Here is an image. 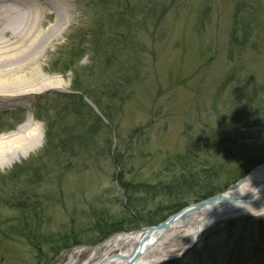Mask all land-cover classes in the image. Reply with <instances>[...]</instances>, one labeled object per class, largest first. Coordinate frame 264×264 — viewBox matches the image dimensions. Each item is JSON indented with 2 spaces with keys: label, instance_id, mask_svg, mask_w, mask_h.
Listing matches in <instances>:
<instances>
[{
  "label": "rangeland",
  "instance_id": "374dc122",
  "mask_svg": "<svg viewBox=\"0 0 264 264\" xmlns=\"http://www.w3.org/2000/svg\"><path fill=\"white\" fill-rule=\"evenodd\" d=\"M93 1L68 0L73 25L19 73L33 93L0 103V135L30 117L43 136L27 158L0 168V264H57L147 228L141 217L123 219L131 203L165 222L173 216L169 189L162 194L156 184L173 185L181 173L198 178L208 160L214 169L259 162L250 172L264 164V0H114L103 10ZM118 18L122 43L107 29ZM97 22L99 42L109 45L102 54L106 47L87 44ZM54 23L47 18L42 32ZM31 70L38 81L27 77ZM72 93L80 104L69 101ZM95 224L121 231L99 241ZM72 232L70 247L55 254L59 242L48 243ZM163 243L164 259L151 264H264V214L213 224L185 254L184 240Z\"/></svg>",
  "mask_w": 264,
  "mask_h": 264
},
{
  "label": "bare ground",
  "instance_id": "6f19581e",
  "mask_svg": "<svg viewBox=\"0 0 264 264\" xmlns=\"http://www.w3.org/2000/svg\"><path fill=\"white\" fill-rule=\"evenodd\" d=\"M21 2H31L32 8H22ZM33 2L0 0L1 104H13L15 100L33 93V85L19 73L27 66L39 63L42 57L48 54L49 48L73 25V10L68 0H35L38 9ZM51 16L55 18L54 25L42 32L46 19ZM5 37L9 43L3 41ZM18 58L23 59L24 65L18 66L15 63ZM27 74L33 82L38 81L32 70ZM50 84L45 79L42 85ZM32 126L34 123L29 117L14 131L0 135V168L27 158L42 145V134H37L36 128ZM221 195L214 202L195 212L173 218L166 228L119 234L91 252L72 253L57 264L157 263L164 259L158 257V254L167 238L182 239L187 248L195 244L199 236L217 222L242 216H261L264 214V164Z\"/></svg>",
  "mask_w": 264,
  "mask_h": 264
},
{
  "label": "trees",
  "instance_id": "16d2710c",
  "mask_svg": "<svg viewBox=\"0 0 264 264\" xmlns=\"http://www.w3.org/2000/svg\"><path fill=\"white\" fill-rule=\"evenodd\" d=\"M100 0H94L93 1V5H95V4H98V2H99ZM114 0H101L100 1V4H102L103 3V6L101 7V9L102 8H107V9H109L110 7H111V5L109 4L110 2L112 3ZM98 7V6H97ZM98 9H100L99 7H98ZM103 10V9H102ZM115 13H123L124 12V10L123 9H117V8H115L114 10H113ZM102 13H104V11H102ZM106 17H105V19H107L108 18V14H106L105 15ZM118 17V16H117ZM114 18H116V17H114ZM123 18H118L117 20H116V27L117 28H115V26H113L114 24H111V22L110 21H108V24H107V29L108 30H110V31H112V37L114 38V42L116 43H122V42H126V40H127V38H126V34H127V32H125V30L126 29H124V19L122 20ZM126 19V18H125ZM109 22H110V24H109ZM100 26H101V24L99 25V22H97L96 23V28H94L93 29V31L91 32V34H89V39H91V41H87L88 43L87 44H89L90 46H91V48L94 50V49H96L98 46H103V47H106V48H104V49H102V50H100V53L102 54V52L104 51V50H106V49H109L108 47H109V45H106V44H103L102 42H99V40H104V38H103V27L101 26V28H100ZM113 26V27H112ZM121 29V30H119V29ZM115 35H117L119 38H121L122 39V41L120 40V39H118L117 38V36H115ZM115 45V44H114ZM96 55H98V53L96 54ZM74 57H76V56H74ZM79 60H80V57H79ZM75 84V81L73 82V85ZM72 92L73 93H80L79 92V86H73L72 87ZM72 93V96H67L68 97V99L70 98V100L69 101H74L75 99L74 98H78L79 96L78 95H75V94H73ZM80 98V97H79ZM77 100V99H76ZM82 100H83V98H82ZM82 100H81V98L80 99H78V101H79V104H80V102H82ZM94 101L96 102V98H94ZM96 104L99 106V102H96ZM231 162V166H229L228 165V167H224L223 166V164H221L222 166H220V168H216V169H214V172L212 173V175H209V176H207L206 177V181L204 180V182L206 183V182H209V183H215L214 185H216V184H218V186H217V188H215V189H213L212 190V193H209L208 195H206L205 197L204 196H202V197H199L198 199H196L197 200V202H199V201H201V200H203V199H205L207 196H211V195H215V194H218L223 188L221 187V186H223V183L225 184V182H227V183H234V182H236V181H238L239 179H241L244 175H246L247 174V172H249L250 171V169L252 168V167H255V166H257L258 165V163L259 162H254V163H252L249 167H247V168H245V166L243 165L242 167H237V166H233V165H235V163L233 162V161H230ZM226 164V163H225ZM224 176L225 178H224V182L223 183H220V181H219V179H218V177L219 176ZM198 181V180H197ZM200 182V181H199ZM199 182H195V183H193V185H195L196 184V186L194 187V188H196L197 186V188L198 189H200V184H199ZM220 183V184H219ZM122 186V188L124 187L123 185H121ZM124 189H125V192L127 193V194H129V192L127 191V189L124 187ZM198 189H193V190H191V191H195V190H198ZM184 189L183 188H181V189H178V191L177 190H175V189H173L172 190V192H174V194H178L179 196H180V194H181V192H183L184 193ZM126 194V195H127ZM170 194H172V193H168L167 195H169V197H170ZM173 195V194H172ZM179 196L177 197V198H179ZM173 197H175V195L173 196ZM172 199H170L169 201H167L168 202V205H170L173 209L172 210H169L168 211V213L169 214H173V213H175V212H177L178 210H180V209H182V208H184V207H186V205L187 204H181V205H179V204H177V202H172L171 201ZM137 207H138V205H136L135 203H131V204H129V206H128V208H131V209H133V213H128L127 214V216L126 217H124L123 219H128V221H131V219H133V218H137V217H141L140 218V220L139 221H141V222H145V225L144 226H146V227H148V226H154V225H157V224H159V223H161V222H163L164 220H165V217L164 218H162V220H152V214H148V215H143L142 216V214H143V212L141 213L140 211H138L137 212ZM137 213V214H136ZM167 213V214H168ZM151 215V216H150ZM148 216H150L149 218H147ZM143 217H144V219H148V220H144L143 219ZM120 220V219H119ZM117 222H112L111 224H116ZM105 225L104 224H95L94 225V228H95V233H96V235H98V236H100V238L98 239L99 241H101V240H103V239H105L107 236H109L110 234H112V233H115V232H120L121 231V228H118V229H115V230H112V231H103V227H104ZM76 239V236H75V233L74 232H72V233H69V234H66V235H64L61 239H59V240H51L48 244H54V242H59V245L57 246V250L54 252L55 254H58L59 253V251H61L62 249H67V248H69L70 247V245L71 244H67V243H72L74 240ZM75 245V244H74ZM35 248L38 250V255H39V257H41V246L40 245H35Z\"/></svg>",
  "mask_w": 264,
  "mask_h": 264
},
{
  "label": "flooded vegetation",
  "instance_id": "af4514ba",
  "mask_svg": "<svg viewBox=\"0 0 264 264\" xmlns=\"http://www.w3.org/2000/svg\"><path fill=\"white\" fill-rule=\"evenodd\" d=\"M207 162L209 163V160ZM207 162H205V164H203V166L206 169L205 168H203V169L200 168L202 173H200L198 178L197 177L195 178L194 176H192L193 178L190 181L187 180V178L181 179L182 178V176H181L182 173H181V174H179L180 175L179 180H175V183H173V185H171V183H169V184H162V183L161 184H156L157 185V189L161 190V192L163 194V192L166 189H169V193H171L170 190L175 189V190L178 191V189L183 188V189L187 190L186 192L184 191V193H188L189 194V195L187 194L188 198H185V200H179L178 198H174L173 197L174 195H175V197H178L179 195L178 194H174V192H172L173 195L170 194V197H169L170 199H172L171 201L172 202H177V204H179V205L188 204L190 202H196L197 201L196 199H198L199 197H202V196L205 197L206 195H208V193L204 194V193L201 192V191H203V187H205L206 189L210 187L208 185L211 184V183H209V182L205 183L204 180L206 181V177L209 176V175H212V173L214 172V167H213L214 165L211 164V163L207 164ZM197 180L200 181V185H199L200 189H198L197 188L198 186H197L196 187V189H198L197 191L196 190L195 191H191V190L194 189L193 187L196 186V184L193 185V183H195ZM182 194H183V192H181L180 195H182ZM165 195H167V194L165 193ZM191 195H193V196H191ZM126 200H133V197L132 198H127ZM152 200H155V199L152 198ZM167 201H169V200H167ZM172 209L173 208L170 207L168 210H172Z\"/></svg>",
  "mask_w": 264,
  "mask_h": 264
},
{
  "label": "water",
  "instance_id": "95a60500",
  "mask_svg": "<svg viewBox=\"0 0 264 264\" xmlns=\"http://www.w3.org/2000/svg\"><path fill=\"white\" fill-rule=\"evenodd\" d=\"M221 196H222L221 194H218V195H216V196H214V197L208 198V199H206V200H204V201H202V202H200V203H197V204L192 205V206H190V207H188V208H186V209H183L182 211H180V212L177 213L176 215H173L171 218L167 219V220H166L165 222H163L162 224H159L158 226H155V227H150V228H148L147 230L151 231V230H153V229L166 228L167 225H168V223H170V221H171L174 217L176 218V216H185V215H187V214H189V213H191V212H194V211L200 209L201 207H203V206H205V205H208V204L214 202L217 198H220ZM189 248H190V247H189ZM189 248H187V249H189Z\"/></svg>",
  "mask_w": 264,
  "mask_h": 264
}]
</instances>
